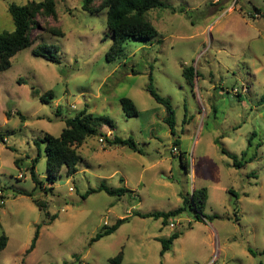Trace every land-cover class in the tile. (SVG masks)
<instances>
[{
  "label": "rangeland",
  "instance_id": "374dc122",
  "mask_svg": "<svg viewBox=\"0 0 264 264\" xmlns=\"http://www.w3.org/2000/svg\"><path fill=\"white\" fill-rule=\"evenodd\" d=\"M29 1L42 0H0V35L14 28L8 5ZM81 1L53 0L57 22L38 17L33 45L0 72V236L7 238L0 264H113L120 252L118 264H264V0H161L166 9L148 13L157 37L130 39L113 55L106 9L84 12ZM45 45L57 49L58 63L32 54ZM183 69L193 71L192 82ZM150 76L175 112L173 136L147 91ZM47 92L52 98L42 103ZM123 98L137 117L125 116ZM82 111L109 117L112 137L132 138L140 153L113 145L102 127L78 148L77 173L63 167L50 184L41 140L58 137L64 120ZM222 149L239 160L245 153L241 168ZM31 160L42 190H34ZM101 183L130 192L83 198ZM202 188L206 218L188 205L165 223L136 215L182 208ZM173 233L178 238L160 255V240Z\"/></svg>",
  "mask_w": 264,
  "mask_h": 264
},
{
  "label": "trees",
  "instance_id": "16d2710c",
  "mask_svg": "<svg viewBox=\"0 0 264 264\" xmlns=\"http://www.w3.org/2000/svg\"><path fill=\"white\" fill-rule=\"evenodd\" d=\"M93 1L94 0H82L81 9L88 13H97L106 9V28L111 33V45L108 55L119 53L122 50V46L130 39L140 41H150L155 39L158 32L150 22L148 13L155 9H166L165 3L161 0H102L97 6L93 4ZM7 10L12 19L14 28L12 32H6L0 35V72L11 67L10 59L18 52L33 45L32 31L34 28H39L38 17L45 19L51 18L54 22H57L53 0H42L40 2L29 1L21 6L16 5L15 3H10ZM44 32L60 37L63 36V33L57 28H46L44 29ZM57 53L58 51L55 47H48L46 45L38 46L32 51L34 56L44 57L52 63H58ZM183 76L189 83L192 82L195 77L191 69H183ZM149 81L150 83L147 87V91L156 103L164 107L166 114L164 123L169 127L170 134L173 136L175 134V112L170 101L156 93L152 86L151 76ZM51 98L52 93L47 92L40 97V101L42 103H47V100ZM120 103L121 109L126 117H137L138 111L130 99L123 98L120 100ZM64 124L65 127L62 129L58 137L47 134L41 140V143L44 144V153L46 157L47 182L50 184L55 183L63 167L66 168V174L68 176L76 174L77 164L81 161L78 154V148L81 147L87 138L97 135L99 129L103 126L112 129V122L109 117H93L90 114H86L85 111L80 112L73 118L65 119ZM111 143L116 146L128 147L134 152L140 153V150L137 148L132 138L120 139L114 137ZM174 143L176 144V141ZM221 152L232 160V165L235 168H241L245 153L242 154L241 159L239 160L236 156L227 153L223 149ZM179 162L184 171L188 172V166L182 154H179ZM34 163L35 160H31L30 177L34 184V190H42L43 184L41 181L37 180L35 176ZM16 164H18L17 161ZM98 192H105L109 196L120 197L130 191L126 188H108L105 184L101 183L97 188L87 190L83 195V198ZM20 195L31 198L32 202L39 210H46V205L39 200L32 198L33 195L31 193L21 192ZM206 199L207 192L204 188L193 189L190 199L183 200L182 203L184 207L182 208H177L176 210L165 214L154 212L136 215L140 218H151L156 220L162 218V221L165 223L172 217L182 214L186 205H188L202 218H206V216L203 215ZM125 221L126 219L117 220L109 229L93 237L90 240V244L99 241L105 236L111 235ZM39 228L40 227H37L35 237L30 248L27 250V253L34 248ZM176 238H178V234L173 233L170 238L160 240L162 245L160 255H164L170 249L173 240ZM6 242L7 238L4 235L0 236V251L5 248ZM249 253L251 254L252 252ZM121 258L122 252H120L115 258L111 259L110 263L118 264L120 263Z\"/></svg>",
  "mask_w": 264,
  "mask_h": 264
},
{
  "label": "built area",
  "instance_id": "2783aa9c",
  "mask_svg": "<svg viewBox=\"0 0 264 264\" xmlns=\"http://www.w3.org/2000/svg\"><path fill=\"white\" fill-rule=\"evenodd\" d=\"M237 92H238V91L235 90V93H237ZM102 139H103V137L100 136L99 139H98V142L102 143V142H103ZM5 140H6V139H4V141H5ZM172 152H173L174 155H177V149L173 148V149H172ZM19 177L21 178V175H20ZM0 197H1V192H0ZM3 204H4L3 200H0V205H3ZM106 225H107V223L105 222V223H104V226H106ZM169 227H170V228H173L174 225H173V224H170Z\"/></svg>",
  "mask_w": 264,
  "mask_h": 264
},
{
  "label": "crops",
  "instance_id": "0c3cea01",
  "mask_svg": "<svg viewBox=\"0 0 264 264\" xmlns=\"http://www.w3.org/2000/svg\"><path fill=\"white\" fill-rule=\"evenodd\" d=\"M228 10H230L231 11V8L230 7H228L227 8ZM104 127V129L103 130H105V128L107 127V126H103ZM109 128V127H108ZM103 134H106V133H104V132H102ZM112 137V129H107V139L108 138H111ZM112 138H114V137H112ZM111 138V139H112ZM77 173V172H76ZM127 189V188H126ZM128 190V189H127Z\"/></svg>",
  "mask_w": 264,
  "mask_h": 264
}]
</instances>
